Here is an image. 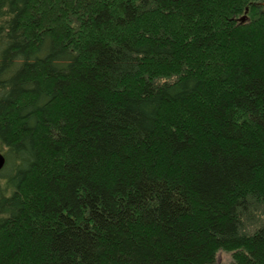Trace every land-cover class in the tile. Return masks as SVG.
I'll list each match as a JSON object with an SVG mask.
<instances>
[{
    "label": "trees",
    "instance_id": "trees-1",
    "mask_svg": "<svg viewBox=\"0 0 264 264\" xmlns=\"http://www.w3.org/2000/svg\"><path fill=\"white\" fill-rule=\"evenodd\" d=\"M262 4L0 0V264H264Z\"/></svg>",
    "mask_w": 264,
    "mask_h": 264
},
{
    "label": "rangeland",
    "instance_id": "rangeland-1",
    "mask_svg": "<svg viewBox=\"0 0 264 264\" xmlns=\"http://www.w3.org/2000/svg\"><path fill=\"white\" fill-rule=\"evenodd\" d=\"M218 264H233L231 253L226 251H219L217 254Z\"/></svg>",
    "mask_w": 264,
    "mask_h": 264
},
{
    "label": "water",
    "instance_id": "water-1",
    "mask_svg": "<svg viewBox=\"0 0 264 264\" xmlns=\"http://www.w3.org/2000/svg\"><path fill=\"white\" fill-rule=\"evenodd\" d=\"M264 5V4H262ZM242 20H245V17L242 18ZM6 164V158L2 152H0V171L4 168Z\"/></svg>",
    "mask_w": 264,
    "mask_h": 264
}]
</instances>
